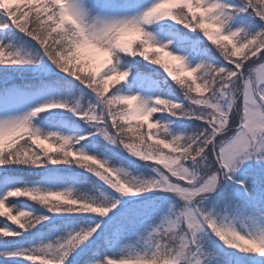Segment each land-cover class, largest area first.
Wrapping results in <instances>:
<instances>
[{
    "label": "snow or ice",
    "instance_id": "snow-or-ice-1",
    "mask_svg": "<svg viewBox=\"0 0 264 264\" xmlns=\"http://www.w3.org/2000/svg\"><path fill=\"white\" fill-rule=\"evenodd\" d=\"M0 218V264H264V0H0Z\"/></svg>",
    "mask_w": 264,
    "mask_h": 264
},
{
    "label": "trees",
    "instance_id": "trees-1",
    "mask_svg": "<svg viewBox=\"0 0 264 264\" xmlns=\"http://www.w3.org/2000/svg\"><path fill=\"white\" fill-rule=\"evenodd\" d=\"M150 67H157V68H159V66H150ZM161 71H162V69H160ZM178 94H179V92H178ZM131 171V170H130ZM22 199V201L24 202V203H27V204H29V206H32V207H39L38 205H35V204H33V202H31V201H27L26 199H23V198H21ZM3 218H0V220H2Z\"/></svg>",
    "mask_w": 264,
    "mask_h": 264
},
{
    "label": "rangeland",
    "instance_id": "rangeland-1",
    "mask_svg": "<svg viewBox=\"0 0 264 264\" xmlns=\"http://www.w3.org/2000/svg\"><path fill=\"white\" fill-rule=\"evenodd\" d=\"M165 59H166V57H165ZM172 63L175 64V61H173ZM150 66H151V65H150Z\"/></svg>",
    "mask_w": 264,
    "mask_h": 264
}]
</instances>
